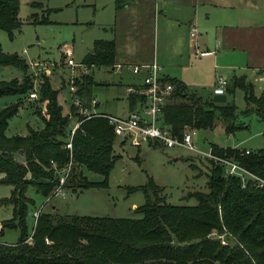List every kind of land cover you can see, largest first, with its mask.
<instances>
[{
    "label": "trees",
    "instance_id": "1",
    "mask_svg": "<svg viewBox=\"0 0 264 264\" xmlns=\"http://www.w3.org/2000/svg\"><path fill=\"white\" fill-rule=\"evenodd\" d=\"M122 6V0H116V8ZM18 9L19 0H0V29L11 37L21 24ZM115 59V39H95L82 62L91 69L112 68ZM8 65L20 68L24 75L21 80L0 81V97H19L0 108V185L12 186L10 195L0 198V206L12 207V216L0 221V236L5 230H16L18 236L14 243L0 241V264H264V148L245 153V148L211 144L214 156L235 161L257 179L249 177L242 186L239 177L225 175L223 165L208 158L207 191L187 194L196 198L195 205L167 202L163 187L149 176L140 187L145 202L134 208L139 218L56 216L39 211L29 229L26 217L33 199L26 195L28 188L48 200L65 173L62 187L71 193L106 187L118 159L116 135L106 117L82 115L72 102L70 111L63 113L59 89L45 74L33 100V113L42 126H27L25 135H6L9 119L33 88L28 63L18 54L5 53L0 45V66ZM164 80L173 89L162 106L161 119L173 135L181 137L186 127L211 129L216 119L222 122L225 134H232L247 127L237 122L239 114L254 113L264 124V89L254 94L244 75L233 76L225 92L229 95L236 88L242 90V110L228 98L216 102L212 91L191 88L176 77L165 76ZM94 83L90 74L75 80L74 94L90 110ZM128 95L131 107L145 101L135 91ZM71 116L76 117L77 127L70 126ZM69 142L71 148L66 146ZM149 144L159 145L156 141ZM86 171L101 175L102 180H90ZM212 231L223 235L227 244L212 236Z\"/></svg>",
    "mask_w": 264,
    "mask_h": 264
},
{
    "label": "rangeland",
    "instance_id": "2",
    "mask_svg": "<svg viewBox=\"0 0 264 264\" xmlns=\"http://www.w3.org/2000/svg\"><path fill=\"white\" fill-rule=\"evenodd\" d=\"M113 1L19 0L17 17L21 22L20 27L14 30L13 37L0 29L2 50L8 54H18L28 63V74L32 77V90L38 82L40 83L42 74H45L49 76L50 81H54L59 76L61 78L59 82L69 93L68 78L71 75V69L65 64V54L62 57V52H65L66 47L72 49L74 61L80 62L92 47L95 39H107L112 36L110 27L112 24L115 27L116 42L121 44L127 40L128 31L137 30L140 27L136 25L139 13L131 14L123 9L117 11ZM146 15L147 20L151 19L153 33L150 32V35L143 40L137 37L134 45L142 58L151 60L156 50L162 55L164 44L159 36L156 47L154 36L155 19L159 13L154 17L147 13ZM133 58L137 60V56ZM188 63L189 74L193 76L203 72L209 74L211 64H196L192 59ZM212 67L216 76H226L228 80L234 76L235 69L229 67L226 61H218L216 68L212 63ZM130 71L126 68L120 71L113 70L110 66L93 67L88 71L87 74H90L95 81L92 96L98 102L96 108L98 112L118 117L128 114L131 106L127 87L137 82V76ZM235 74L236 76L244 75L252 83L254 94L259 95L263 91L264 74L257 75L253 72ZM23 75L24 72L18 67L0 66V81L13 78L21 80ZM208 86L200 85L196 89L207 88L208 91H212L213 86ZM227 96L238 110L245 107L241 89L236 88ZM18 98L12 95L0 97V108L16 102ZM33 102L26 97L23 99L17 114L8 121L6 135H25L27 126L33 128L42 126L40 119L33 113ZM61 102L66 110L68 105L62 99ZM64 110L63 113H65ZM237 122H243L247 127L231 135L224 133V126L218 119L215 120L211 129L196 130L195 143L199 152L178 145L168 148L160 143L152 146L146 142L134 144L128 141L120 146L121 137L116 136L114 152L118 159L109 173L107 186L91 187L77 193L67 191L64 195L55 194L48 200L34 189L28 188L26 195L33 199V204L29 205L26 217L28 228L31 229L34 225V212L37 211L51 212L56 216L139 218L140 214L136 213L134 208L145 202V195L140 187L147 183L149 176L157 185L163 187L162 194L166 196L167 202L177 205H195L196 198L187 196V194L195 190L207 191L206 183L210 163L204 154L209 153L211 144L234 146L247 150L264 148V124L257 119L254 113L239 114ZM85 173L90 180H102V176L97 173L90 171ZM11 189L10 185H0V198L9 196ZM11 216L12 207L10 205L0 206V221L7 220ZM17 236L18 231L5 230L0 236V241L14 243Z\"/></svg>",
    "mask_w": 264,
    "mask_h": 264
},
{
    "label": "crops",
    "instance_id": "3",
    "mask_svg": "<svg viewBox=\"0 0 264 264\" xmlns=\"http://www.w3.org/2000/svg\"><path fill=\"white\" fill-rule=\"evenodd\" d=\"M113 3L117 11L123 9L131 14L139 13L136 25L140 26L137 30L128 31L125 43L116 42L115 65L111 68L113 70L120 71L126 68L130 71L133 65L156 61L165 76L176 77L194 89L200 85L203 87L214 86L217 76L213 73L212 63L215 67L216 63L222 60L226 61L229 67L235 69L234 76L237 72L264 74V0H163L159 3L157 12L154 0H122L124 6L120 8H116V0ZM146 13L152 17L159 13L155 19L154 36L156 47L159 36L164 44L162 55L156 50L151 60L142 58L134 45L137 37L143 40L150 35V32L153 33L151 19L147 20ZM139 15L141 17H138ZM191 23H195L200 30L195 47L198 49V53L191 43ZM110 27L112 36L107 39L114 38L116 41L114 24ZM66 49L71 48L66 47ZM63 56L64 52H62ZM134 56H137V60L133 58ZM190 59L196 64H211L208 70L209 74L207 72L195 76L189 74L188 62ZM133 75L137 76V82L129 84L127 90L129 88L139 89L143 84V74L133 73ZM225 78L228 80L226 76ZM60 79L57 76L54 81H51V84L54 88L59 89V102L63 106L62 99L68 105L66 110L63 106L64 112L68 113L71 101L67 100L70 98L69 93L59 82ZM138 106L139 103L130 107L128 113ZM75 121L76 117L71 116L70 126L73 127ZM72 122L73 124H71ZM119 142L120 145L126 141L121 138Z\"/></svg>",
    "mask_w": 264,
    "mask_h": 264
},
{
    "label": "built area",
    "instance_id": "4",
    "mask_svg": "<svg viewBox=\"0 0 264 264\" xmlns=\"http://www.w3.org/2000/svg\"><path fill=\"white\" fill-rule=\"evenodd\" d=\"M163 0H154L155 11L159 9V3ZM200 35L198 27L195 23L190 24V38L191 43L198 53L197 40ZM65 64L70 67L71 75L68 78L69 95H71L70 101L78 107L80 114L87 117L101 115L107 118L108 122L113 126L114 134L117 137H121L123 141H130L134 144H141L143 142L156 141L168 148L175 145L185 147L191 151L199 152L195 143V131L194 128H185L181 137L173 135L169 128L163 124L161 119L162 106L169 100L173 85L164 80L165 75L162 73V68L155 61L147 64H136L131 66V70L134 74H143V88L140 90L129 88L128 91H135L142 94L145 97V101L139 104L137 108L132 109L126 116L118 117L110 114L98 112L96 110L97 100L95 97L91 99V110L88 107L82 105L81 99L74 93L76 91L75 80L83 75H86L91 70V65H88L82 61L76 62L73 59L71 49H66L65 52ZM228 80L223 76H217L212 93L225 94ZM39 82L36 84L35 89L31 90L28 94V98L31 100L38 97ZM78 123V122H77ZM75 126H78L76 124ZM67 148H71V143L66 144ZM250 150L245 149V153H249ZM204 156L212 159L216 163L223 165V171L225 175L239 177L242 181V186H245L248 178L257 179L255 175L246 170L243 166L235 161L214 156L211 153L204 154ZM70 165H68L66 171H68ZM67 175V173H65ZM61 175L60 185L54 190L55 194L64 195L67 191L62 187L65 181L66 175ZM261 183V182H260ZM39 211L34 212L36 218ZM212 236L221 237V243L227 244V240L223 235H218L216 231H212Z\"/></svg>",
    "mask_w": 264,
    "mask_h": 264
},
{
    "label": "water",
    "instance_id": "5",
    "mask_svg": "<svg viewBox=\"0 0 264 264\" xmlns=\"http://www.w3.org/2000/svg\"><path fill=\"white\" fill-rule=\"evenodd\" d=\"M213 99L216 102L223 103L226 101V94H221V95L214 94Z\"/></svg>",
    "mask_w": 264,
    "mask_h": 264
}]
</instances>
